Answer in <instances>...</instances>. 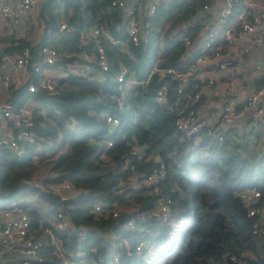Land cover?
<instances>
[{
  "label": "trees",
  "instance_id": "trees-1",
  "mask_svg": "<svg viewBox=\"0 0 264 264\" xmlns=\"http://www.w3.org/2000/svg\"><path fill=\"white\" fill-rule=\"evenodd\" d=\"M213 1L159 3L152 14L142 17V26L148 20L143 26L148 32L146 39L137 44L126 41L121 46L99 36L108 63L104 78L88 73L68 75L58 81L53 93L39 87L28 90L25 84L11 89L7 98L13 104L34 99L39 102L36 108L42 109L34 111L32 123L39 139L37 155L44 157L45 150L56 154L47 164V172L41 178L43 184L39 186L34 183L35 178L29 179L34 168L32 146H25L24 152L18 155L0 146V208L19 205L25 208L32 225H36L38 219L48 223L58 196L44 184L66 179L76 189L65 201L72 226L57 233L69 260L82 258L84 264H105L98 256L118 248L115 241L110 242L102 235L106 229H112L116 235L129 240L128 250L120 251V264H231L230 253L240 257L244 264H264V236L251 231L255 215L246 213L235 194L244 187L264 191V156L252 155L248 160L234 151L225 152L228 133H233L231 128H225L219 131L221 143L216 132L203 133L197 144L176 158L175 155L184 150L185 142L175 137L174 115L152 100L154 88L165 76L157 78L153 73L146 85H125L121 106L114 98L118 92L115 74L120 64L137 78L145 76L152 65L183 69L195 51L185 53L187 46L181 35L191 31V37L200 26L197 23L185 26L183 22L196 15L203 4ZM242 5L243 0H231L230 15ZM37 15L42 21L38 40L32 42L12 34L1 35L0 58L25 45L35 53L36 46L46 42L63 52V60L77 58V51L88 48L80 41L79 30L90 24L103 23L112 36L126 39L120 9L109 0H39ZM61 15L72 24L65 33L57 28ZM255 81L264 82V76ZM192 82L186 83L182 91L194 93L199 86ZM173 96L175 89L169 90L168 99ZM102 111L118 116L119 121L111 130ZM108 139L112 142L106 145ZM206 143L207 153L197 152L198 147ZM232 144L241 146L236 140ZM135 149H140L141 155L137 156ZM152 150L164 161L159 183L171 197L170 211L174 218L169 222L144 215L153 204L154 194L137 193L127 187L130 175L157 166L158 161L151 159ZM128 191L131 196L123 197ZM95 201L102 205L98 212L92 209ZM112 201L122 207L114 216L110 214ZM130 206L136 208L127 210ZM106 207L109 209L105 210ZM128 218L134 219V226L126 223ZM137 225L149 227L144 235L149 240L138 251L134 248L141 233ZM90 245H95L94 250H89ZM46 246L51 247L50 243ZM46 255L36 264H62L54 253ZM89 259L93 262H88Z\"/></svg>",
  "mask_w": 264,
  "mask_h": 264
},
{
  "label": "built area",
  "instance_id": "built-area-1",
  "mask_svg": "<svg viewBox=\"0 0 264 264\" xmlns=\"http://www.w3.org/2000/svg\"><path fill=\"white\" fill-rule=\"evenodd\" d=\"M39 0H0V30L5 34L15 37L27 38V23L25 13ZM169 0H109L110 4L120 9V15L125 25V38L121 40L112 36L103 23L90 24L79 30V39L88 48L83 47L76 52L77 58L71 57L63 60V52H60L52 43H40L35 48V53L30 51V46H23L16 52L6 53L0 58V146H5L18 155L24 152L25 146H32V157L37 155L39 139L32 128L34 111L39 102L27 99L17 105L10 102L7 95L11 89L25 84L26 89L33 90L36 87L53 93L57 90L58 81L68 75L88 73L96 78H104V71L108 68L106 54L103 45L99 42V36H105L112 43L125 45L126 41L137 44L141 39H146L148 29L144 28L148 20L142 26V17L152 14L157 5ZM218 9L211 20L201 31L200 38L194 46V36L202 26L205 17L206 4L198 10L185 26L200 24L196 32L181 35L183 43L187 46V54L190 55L183 69L172 66L152 65L146 75L137 78L131 71L126 72V67L120 64L115 74L117 81V94L114 96L119 106L124 97V87L130 83L146 85L156 73L157 78L166 77L153 90L152 100L163 105L172 112L173 132L178 141L185 142L184 150H190L199 142L200 135L214 134L219 142H222V134L225 128H240L246 115L250 120L246 126L252 127L254 123L264 126L263 107L258 104V96L264 90V83L249 90L243 98H238L234 93L235 78L226 75L227 69L232 67L234 48L242 37L252 42L264 45V28L260 22L264 20V0H243V5L233 14L231 13V0H219ZM66 16L61 15L58 21V30L65 33L72 28V24L66 21ZM240 52H246V46L238 47ZM53 70V71H52ZM249 77L254 74L264 76V60L256 59L250 63L247 69ZM199 86L194 93L182 91L186 83ZM210 86L213 89H224L225 94L219 103L211 105L209 114H203L200 106V94L202 88ZM175 89V96L168 99L169 90ZM34 100V101H33ZM198 100V101H197ZM187 101V104L185 102ZM197 101L191 105L188 102ZM182 104V105H181ZM185 104V107L183 105ZM101 115L108 124V129L115 127L119 121L118 116L102 111ZM247 130V129H246ZM92 140V137H89ZM106 140V145L111 144ZM206 145V144H205ZM198 147L197 152L203 153ZM227 146V144L225 145ZM136 155H141L140 149L134 150ZM100 156L103 158L100 154ZM151 159L158 161L156 167L147 172H139L129 176L127 187L134 192H149L154 194L153 204L145 211L144 215L152 216L154 220L169 222L174 218L170 211L171 197L160 186L159 179L163 172L164 161L152 150ZM34 183L41 185L40 178H35ZM42 183V184H41ZM45 187L58 196V202L49 214V222L38 219L36 225H32L25 208L19 205H9L0 208V264H36L47 257L46 253H54L61 258L62 264H84L82 258L68 259L62 246L58 231L72 226V221L66 210V199L74 195L76 189L66 179L45 182ZM117 185L121 183L118 181ZM248 215H255L251 224V231L264 236V191L257 187H244L235 191ZM131 196L128 191L123 197ZM111 215H116L122 208L112 201ZM102 205L95 201L92 209L100 211ZM135 206L126 208L132 210ZM109 208H105L107 210ZM173 221V220H172ZM126 223L134 226L133 218H128ZM141 230L140 238L135 243V250H139L147 244L149 227L137 225ZM37 227V228H36ZM38 229V230H37ZM150 230H153L152 228ZM155 232V231H154ZM102 235L110 242L115 241L116 250L105 256H98V260L105 264H120V251L128 250L129 240L123 235H116L112 229H106ZM51 247L48 249L47 244ZM95 245H90L89 250H94ZM79 254V250L76 251ZM231 264H244L243 260L234 253L228 255ZM93 262V259L87 260Z\"/></svg>",
  "mask_w": 264,
  "mask_h": 264
},
{
  "label": "crops",
  "instance_id": "crops-1",
  "mask_svg": "<svg viewBox=\"0 0 264 264\" xmlns=\"http://www.w3.org/2000/svg\"><path fill=\"white\" fill-rule=\"evenodd\" d=\"M219 2H220L219 0H214L211 4L207 5V8L205 9V17H204V20L202 21V26L197 30L194 36V39H193V43L189 46V48L194 46L193 44L198 42L201 31L203 30L205 25L211 22V20L213 19L218 9ZM35 6L36 4L28 9L27 12L29 13L27 12L25 13V21L27 23V31H28L27 38L32 42H36L42 33V24L36 30H34V26L32 29L30 25V19L33 17V14L37 15V10H34ZM260 26L264 28V20L260 22ZM32 34L35 35L34 38L31 37ZM1 35H5V32L2 30H0V36ZM2 45H3V42L0 41V47H2ZM240 46H246L247 51L240 52V50L238 49V47ZM235 55L238 56V59H234ZM256 59L264 60V45L252 42L250 39L246 37H242L239 40V44L237 45V47L234 48V54L232 57V60H233L232 67L227 69L226 75L222 74L223 77L232 76L235 78L234 93L236 94L238 98H243L244 95L249 90H252L253 88L258 87L259 85L264 83V82L256 83L255 81L256 78H260L259 74H254L249 77H246L248 75L247 69L249 68L250 63ZM201 93H202V95L200 96V100H202L201 106H200L201 112L203 114H209V111L211 110L210 106L214 105L215 103H219L220 98L224 96L225 91L223 88H221V86H218V88L216 89H213L210 86H204L202 88ZM2 94H3V91L0 89V96ZM258 104L261 105V107H263V115H264V90L258 96ZM243 120L244 122L241 125V127H244V129L240 130V128L238 129L231 128L233 130V133H237V131H241L244 133L247 132L246 134L251 135L253 129H254V132H255V128L259 129L258 135H255V137L254 135H252L248 137L246 140L248 143H251L252 145L256 146L257 148V151L255 150L256 155L263 157L264 156V126H262V124L260 123H254L252 127L246 126L247 121L250 120L249 115H246V117ZM230 133L231 132L228 133V136L230 135ZM227 145H228V142H227ZM32 158H35V157H32Z\"/></svg>",
  "mask_w": 264,
  "mask_h": 264
},
{
  "label": "rangeland",
  "instance_id": "rangeland-1",
  "mask_svg": "<svg viewBox=\"0 0 264 264\" xmlns=\"http://www.w3.org/2000/svg\"><path fill=\"white\" fill-rule=\"evenodd\" d=\"M255 1L260 2L257 0H255ZM38 5H39V1L36 2V6L34 7V10L38 9ZM34 10H32V11H34ZM27 13H29V12H27ZM27 16H28V14H27ZM165 23L167 25L169 23L168 20H166ZM41 24H42L41 18L38 15L33 14V17L30 19V25H31L32 29H33V26H34V30L38 29V27ZM31 37L34 38L35 35L32 34ZM162 45H163L162 43H159L160 47H162ZM234 59H238V56L235 55ZM242 129H244V127H240V130H242ZM246 133L247 132L244 133V136H241L243 134L241 131H237V133H230V135L226 138V140L228 141V145H227V148H224L225 152L234 151V153L238 154L239 156H245V158L248 160L252 159V155L255 156V158H258V156L256 155V152H255V150L257 151L256 146L252 145L251 143H248L246 139L252 135H254V137H255V135H258L259 129L255 128V132L253 129L251 135H248ZM233 140H236L238 143H241V146L233 147V144H232ZM206 145H207V143H206ZM243 146H244V148H242ZM60 148H62V147H60ZM200 150H203L202 151L203 153H205V152L207 153L208 147H207V149H206V147H204V148H201ZM245 152H246V154H245ZM183 153H185V150L177 153L178 155L176 154L175 157L176 158L181 157L180 155H182ZM44 154H45L44 157H41L40 155H36L35 158L32 159V162L34 163V168L32 169V172L30 173L29 179H34V178H40L41 179V178H43L45 173L47 172L46 171L47 164L55 156L56 152L45 150ZM23 202H26V199L23 200Z\"/></svg>",
  "mask_w": 264,
  "mask_h": 264
},
{
  "label": "water",
  "instance_id": "water-1",
  "mask_svg": "<svg viewBox=\"0 0 264 264\" xmlns=\"http://www.w3.org/2000/svg\"><path fill=\"white\" fill-rule=\"evenodd\" d=\"M185 53L187 54V51Z\"/></svg>",
  "mask_w": 264,
  "mask_h": 264
}]
</instances>
